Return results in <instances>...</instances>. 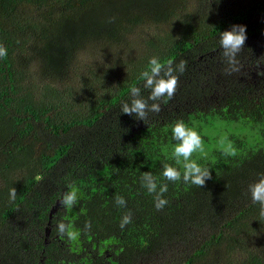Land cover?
I'll return each mask as SVG.
<instances>
[{
  "label": "trees",
  "instance_id": "trees-1",
  "mask_svg": "<svg viewBox=\"0 0 264 264\" xmlns=\"http://www.w3.org/2000/svg\"><path fill=\"white\" fill-rule=\"evenodd\" d=\"M233 25L247 40L229 75L219 36ZM0 45V264H264V218L248 194L264 174V131L261 145L211 132L264 127V0H0ZM152 57L187 67L143 122L120 107L132 87L147 100ZM178 120L201 138L203 188L162 176L165 163L183 175ZM149 171L157 190L168 185L160 211L141 185ZM69 185L72 208L59 203Z\"/></svg>",
  "mask_w": 264,
  "mask_h": 264
},
{
  "label": "clouds",
  "instance_id": "clouds-1",
  "mask_svg": "<svg viewBox=\"0 0 264 264\" xmlns=\"http://www.w3.org/2000/svg\"><path fill=\"white\" fill-rule=\"evenodd\" d=\"M112 22V21H109ZM247 40L246 27L241 25L231 26V30L220 33L219 44L222 50L224 61L228 65L225 69L226 74L239 72L240 66L237 60L238 54L244 49ZM7 55V50L3 45H0V58ZM187 67V61L180 60L178 64L173 66V62L169 60L167 64L161 63L157 57H152L149 60L148 69L143 71L140 79L144 81L143 87L150 90V95L147 100L141 95L139 87H132L130 89L129 100L121 104L120 113L132 116L140 121H145L148 114L159 113L161 111V103H168L174 96L179 77L176 74L179 72L183 74ZM149 101H152L149 104ZM172 139L176 141L174 145L173 156L177 163L183 159V175L181 172L165 163L162 165V176L167 181L177 182L181 178L184 183L203 188L206 180L211 179L210 170L202 168L195 160L192 159L193 153L202 151V141L199 134L188 128L183 120H178L172 127ZM141 185L146 188L147 192L153 195L155 208L160 211L167 205L168 201L163 198L168 191L167 184H160L159 190L156 178L151 171L141 174ZM248 194L251 197L252 203L260 205V217L264 218V174H261L257 181L248 185ZM10 200L16 197V189H10ZM78 200V189L72 185L68 186L59 200L62 207L72 208L76 205ZM117 206H126V201L122 196L116 195L114 197ZM132 213L127 212L121 219L120 228L132 222ZM90 222H86L85 229L90 230ZM56 230L61 235H67L70 240L77 239L79 232L69 230V226L63 222H58Z\"/></svg>",
  "mask_w": 264,
  "mask_h": 264
},
{
  "label": "rangeland",
  "instance_id": "rangeland-1",
  "mask_svg": "<svg viewBox=\"0 0 264 264\" xmlns=\"http://www.w3.org/2000/svg\"><path fill=\"white\" fill-rule=\"evenodd\" d=\"M219 129L211 131L213 133H219V140L228 135H235L240 139L249 142L252 145H261V132L264 131L262 125H253L249 122L240 121L238 123H224ZM223 134V135H221Z\"/></svg>",
  "mask_w": 264,
  "mask_h": 264
}]
</instances>
